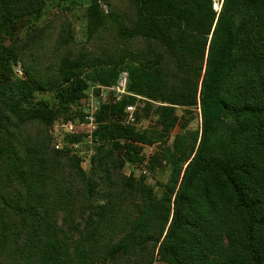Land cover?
I'll use <instances>...</instances> for the list:
<instances>
[{
    "label": "trees",
    "instance_id": "trees-1",
    "mask_svg": "<svg viewBox=\"0 0 264 264\" xmlns=\"http://www.w3.org/2000/svg\"><path fill=\"white\" fill-rule=\"evenodd\" d=\"M46 3L0 0V264H118L144 250L147 264L156 255L165 264H264V0H223L220 11L214 0L88 5L87 41L115 42L112 56L100 49L112 69L100 82L117 84L128 64L129 91L163 105L157 139L177 125L175 107L200 108L201 130L177 135L170 149L161 194L118 174L122 159L135 162L153 144L110 122L133 98L97 116L90 174L46 135L31 136L29 125L59 113L43 96L61 108L83 99L94 55L90 45L78 54L64 47L77 45L68 0L41 22ZM49 53L57 70L42 74L33 61ZM29 60L25 77L9 74Z\"/></svg>",
    "mask_w": 264,
    "mask_h": 264
},
{
    "label": "rangeland",
    "instance_id": "rangeland-1",
    "mask_svg": "<svg viewBox=\"0 0 264 264\" xmlns=\"http://www.w3.org/2000/svg\"><path fill=\"white\" fill-rule=\"evenodd\" d=\"M91 1L92 0H68V3L71 4V9L68 12V19L72 24L75 37L74 40L77 45L64 46L67 50L74 51L78 54L80 51L79 48H89L90 45V50L94 52L87 66L83 68L84 79L88 83L85 95L82 100L75 104L66 105L64 108L59 107L57 100H55L52 94L49 93L43 96L48 105L52 109H58L59 113L50 125L46 126L44 124L35 123L29 125L28 130L34 139H39L40 134L43 136L46 135L49 138L51 146H53L55 150H57L55 147L56 144L59 143L61 149L57 151L64 152L68 157H78L82 169L90 174L93 168L92 160L97 155V148L101 144L99 140L97 141L94 138L96 131L99 129L97 116L106 107L116 105L124 98H133L134 101L129 105L135 108L133 112L135 122L132 124L129 123V114L126 112H124V116L112 117L110 122L112 123L119 119L122 124L131 126L138 132H146L153 144L141 146L142 151L135 162H125L121 158L123 165L119 169L118 174L125 179L133 178L136 181L144 180V182L151 186L157 194H161L171 177L172 170L169 161L170 149L177 135H187V137L191 139L196 132L201 130L202 121L200 108L199 106L195 108L175 107L173 114L177 117V125L172 131L161 136V139H157L155 136L162 131L158 124V121L161 119L158 110L163 106L161 103L131 93L128 88H126L127 95H124L121 100L116 99L114 88L117 84L106 86L100 82V79L105 78L107 73L112 69L111 67L109 68L110 64L106 65L105 63H101H109L110 58L103 60L99 54L101 51L100 49L103 48L107 49L110 52V56H112V46H115V42L109 35L105 36V42L103 43L96 42L91 44L87 41L86 11ZM98 1L101 3V8L108 12L109 6L107 1L109 0ZM222 1L223 0H214V9L216 11H220ZM59 3L60 0H54L53 2L47 0L46 7H48L51 12L48 17L44 14L43 18H41V22L45 19L49 20L50 18L53 20V16L58 13L56 9ZM118 5L122 8L119 3ZM56 24L58 25V23ZM57 33L58 32L55 31V36ZM50 45L51 42L49 43V46ZM132 48L136 49L137 46H132ZM33 62L35 69L42 74H54L57 70L58 60L53 53H49V57L45 59ZM33 62L31 60L26 61V63L19 62L16 66H13L12 69H9V74L13 75V78L16 79L25 77V67L32 68ZM120 68L125 71L123 74H127L128 77V64L125 63ZM2 70L4 71L5 69L2 68ZM135 79L139 81L142 77L139 73H136ZM88 118L93 120V125H90L91 121L88 120ZM106 149L112 150L110 142H107ZM116 155L119 156L118 154ZM140 254L144 255L143 259L135 258L137 256L136 254L130 259L121 260L118 264H147V251L144 250L140 252ZM144 261H146V263ZM153 264L165 263L156 255Z\"/></svg>",
    "mask_w": 264,
    "mask_h": 264
},
{
    "label": "built area",
    "instance_id": "built-area-1",
    "mask_svg": "<svg viewBox=\"0 0 264 264\" xmlns=\"http://www.w3.org/2000/svg\"><path fill=\"white\" fill-rule=\"evenodd\" d=\"M127 74H122L120 77L119 82L117 83L116 87L114 88L115 91V95H116V99L121 100L122 97L124 95H127ZM135 108L134 106H127L126 107V113L129 114V123H134L135 122V118L133 116V112H134ZM88 120L91 121L90 125H93V120L91 118H88ZM56 149L60 150L61 149V145L59 143L56 144Z\"/></svg>",
    "mask_w": 264,
    "mask_h": 264
}]
</instances>
